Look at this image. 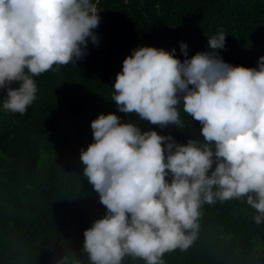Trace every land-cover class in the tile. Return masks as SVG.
<instances>
[{
	"label": "clouds",
	"instance_id": "1",
	"mask_svg": "<svg viewBox=\"0 0 264 264\" xmlns=\"http://www.w3.org/2000/svg\"><path fill=\"white\" fill-rule=\"evenodd\" d=\"M98 0H0V109L24 115L36 99L34 76L74 64L98 43ZM226 32L188 56L140 45L122 60L112 88L117 110L160 128H185L178 106L200 123L203 139L180 143L138 121L100 113L80 150L86 177L105 213L83 230L91 264L124 257L164 264L198 237L201 206L236 200L264 223V55L255 67L223 60ZM57 264H81L73 253Z\"/></svg>",
	"mask_w": 264,
	"mask_h": 264
},
{
	"label": "trees",
	"instance_id": "2",
	"mask_svg": "<svg viewBox=\"0 0 264 264\" xmlns=\"http://www.w3.org/2000/svg\"><path fill=\"white\" fill-rule=\"evenodd\" d=\"M98 43L74 64L53 65L34 76L36 99L26 114L0 109V264H57L72 253L81 264L83 230L105 213L98 193L82 175L80 150L92 142L90 121L115 113L177 142L203 139L200 123L178 106L185 128H160L125 116L112 101L122 60L140 45L176 49L188 56L211 50L208 36L226 32L224 61L255 67L264 55V0H98ZM199 232L187 250L166 252L164 264H264V223L236 200L200 209ZM122 264H145L124 257Z\"/></svg>",
	"mask_w": 264,
	"mask_h": 264
}]
</instances>
